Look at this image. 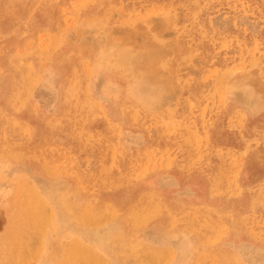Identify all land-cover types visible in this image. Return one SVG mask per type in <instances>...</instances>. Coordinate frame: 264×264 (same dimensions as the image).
<instances>
[{
  "label": "rangeland",
  "instance_id": "374dc122",
  "mask_svg": "<svg viewBox=\"0 0 264 264\" xmlns=\"http://www.w3.org/2000/svg\"><path fill=\"white\" fill-rule=\"evenodd\" d=\"M0 264H264V0H0Z\"/></svg>",
  "mask_w": 264,
  "mask_h": 264
},
{
  "label": "bare ground",
  "instance_id": "6f19581e",
  "mask_svg": "<svg viewBox=\"0 0 264 264\" xmlns=\"http://www.w3.org/2000/svg\"><path fill=\"white\" fill-rule=\"evenodd\" d=\"M11 196H12V195H11ZM13 196H14V195H13ZM38 201H39V200H38ZM39 202H40V201H39ZM34 204H35V203H34ZM38 208H39V207H38ZM18 209H19V208H18ZM17 211H18V210H17ZM21 211H23V210H21ZM43 211H44V210H43ZM14 217H15V216H14ZM19 218H21V217H19ZM14 219H15V218H14ZM48 219H49V218H48ZM18 220H19V219H16L15 222H17ZM38 220H39V219H38ZM19 221H20V220H19ZM21 221H22V220H21ZM22 222H23V221H22ZM25 223H26V222H25ZM42 223H43V222H42ZM44 223H45V222H44ZM21 227H22V226H21ZM38 228H39V227H38ZM35 229H36V228H35ZM45 229H46V227H45ZM41 230H43V229H41ZM35 234H37V233H35ZM35 234H34V235H35ZM27 237H28V236H27ZM38 237L41 238V235H39ZM23 238H24V237H23ZM25 238H26V237H25ZM34 238H35V237H34ZM34 238H33V239H34ZM39 238H38V239H39ZM33 239H31V240H33ZM42 239H43V238H42ZM18 240H20V239H18ZM28 241H29V240H28ZM38 241H40V240H37V243H38ZM35 242H36V241H35ZM26 243H27V242H26ZM26 243H25V244H26ZM27 244H29V243H27ZM27 244H26V245H27ZM33 244H34V243H33ZM6 245H7V244H6ZM15 245H16V244H15ZM30 245H31V244H30ZM78 245H79V243H78ZM27 247H28V246H27ZM148 247H149V246H148ZM4 248H5V247H4ZM18 248H19V247H18ZM28 248H30V247H28ZM5 250H6V249H5ZM15 250H16V249H15ZM32 250H33V249H32ZM26 252H27V251H26ZM7 253H8V250H7ZM21 253H22V252H21ZM11 254H12V253H11ZM13 254H14V253H13ZM145 254H146V253H145ZM12 256H13V255H12ZM21 256H22V255H21ZM38 256H39V255H38ZM65 256H66V255H65ZM142 256H143V255H142ZM10 257H11V256H10ZM75 257H76L75 259L78 258L77 255H75ZM20 258H21V257H20ZM75 259H74V260H75ZM14 260H15V259H14ZM65 260H66V259H65ZM72 260H73V259H72ZM21 261H22V260H21ZM25 261H26V260H25ZM69 261L72 262L71 260H69ZM80 261H81V260H80ZM75 262H76V261H75ZM81 262H82V261H81ZM156 262H157V261H156ZM165 262H166V261H165Z\"/></svg>",
  "mask_w": 264,
  "mask_h": 264
}]
</instances>
